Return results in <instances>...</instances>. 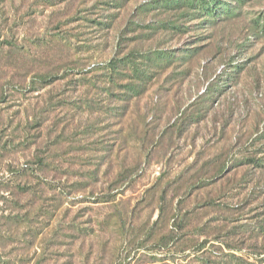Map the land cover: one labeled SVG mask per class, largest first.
Here are the masks:
<instances>
[{
    "label": "rangeland",
    "instance_id": "obj_1",
    "mask_svg": "<svg viewBox=\"0 0 264 264\" xmlns=\"http://www.w3.org/2000/svg\"><path fill=\"white\" fill-rule=\"evenodd\" d=\"M151 1L0 0V264H264V0Z\"/></svg>",
    "mask_w": 264,
    "mask_h": 264
},
{
    "label": "trees",
    "instance_id": "obj_2",
    "mask_svg": "<svg viewBox=\"0 0 264 264\" xmlns=\"http://www.w3.org/2000/svg\"><path fill=\"white\" fill-rule=\"evenodd\" d=\"M173 1H175V0H173ZM183 1H184L183 3H179L178 2L176 7H174V8L180 9L181 7H189L191 9L192 8L196 9V8H200V6L202 5L200 3V1H198V0L197 1L196 0H183ZM164 2H166V0H153V1L149 2V3H145L144 5H142L143 7L141 9L147 8V6H151V5L155 4V3H157L158 5L159 4L163 5ZM181 27L182 26L178 25V26L175 27V30L176 31H183V28H181ZM148 29L151 30V32L149 33L150 34L149 37L150 36H155V35L158 34V31H161V29H159L158 27H152L151 28V26H148ZM124 40H125V38H124ZM151 54H153L155 57L159 58V59H156V62H154L155 60H152L154 63H156V66L159 65L160 60H161V58L163 56H167L168 55L167 53L163 52V50H159L157 52L156 51H152ZM129 58H130V55H127L124 58H120V57L112 58L105 65H97L96 70H100V71L105 72V76L107 78V81L109 82L110 85L114 86L115 83L118 84V82L116 81L117 80V76L119 75V72L117 71V63L120 62L121 64L126 65V63H128L127 61H130ZM169 60H171V59H169ZM125 76L130 77V75H128V74H125ZM139 93L136 90L133 91L131 94L129 93V95H126L127 96V100L131 99V98H134V97H139L140 96ZM263 161L264 160H258V159H255V158H249V159H246L245 163L254 164V166H256V168H264V162ZM234 229H236V228H234ZM258 230H259V232L264 233V230H262L261 227ZM235 233H233V234H235ZM218 237H221V236L219 235V236H217L215 238H218ZM225 237H226V235L221 237V238H225ZM211 246L212 247L207 249V246H204L203 244H201L200 246H198L199 248L197 249V253H201V254L203 252L204 253L205 252L214 253L213 252V249H214L213 246L214 245H211ZM226 246L228 247L229 250H241V247H236V245L227 244ZM231 257L234 258V259H238V257L235 256V255H231Z\"/></svg>",
    "mask_w": 264,
    "mask_h": 264
}]
</instances>
